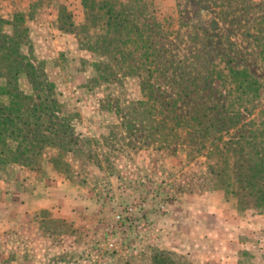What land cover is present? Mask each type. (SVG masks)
<instances>
[{"label": "rangeland", "instance_id": "rangeland-1", "mask_svg": "<svg viewBox=\"0 0 264 264\" xmlns=\"http://www.w3.org/2000/svg\"><path fill=\"white\" fill-rule=\"evenodd\" d=\"M202 108L225 142L264 122V0H0V168L88 202L23 264H264V214L214 187Z\"/></svg>", "mask_w": 264, "mask_h": 264}, {"label": "crops", "instance_id": "crops-1", "mask_svg": "<svg viewBox=\"0 0 264 264\" xmlns=\"http://www.w3.org/2000/svg\"><path fill=\"white\" fill-rule=\"evenodd\" d=\"M87 203L64 180L32 168H0V264L29 263L31 256L46 254L52 222L77 228Z\"/></svg>", "mask_w": 264, "mask_h": 264}, {"label": "trees", "instance_id": "trees-1", "mask_svg": "<svg viewBox=\"0 0 264 264\" xmlns=\"http://www.w3.org/2000/svg\"><path fill=\"white\" fill-rule=\"evenodd\" d=\"M13 63L19 64L16 61ZM225 77L242 96L249 95V92L256 95L259 91V87L256 88L257 82L243 70L228 67ZM32 81L38 83L34 78ZM10 97L11 105L16 96ZM175 102L177 100H172L171 104ZM238 115L240 116H233ZM189 119L197 126L202 137L209 140L208 155L217 166L214 187L222 191L227 199L234 198L241 210L252 209L257 214H264V122L255 124L256 121L252 120L249 124H243L238 130L240 133L237 141L231 143L216 137L219 125L209 108L196 109ZM203 119L206 121L202 122ZM7 120V117L0 119V139H4L7 133ZM240 121L242 120L239 118L237 123H241ZM12 134L13 131H10L8 135ZM234 146L240 148L242 153V156L235 159V164L232 158ZM161 259L154 256V264L168 261Z\"/></svg>", "mask_w": 264, "mask_h": 264}, {"label": "built area", "instance_id": "built-area-1", "mask_svg": "<svg viewBox=\"0 0 264 264\" xmlns=\"http://www.w3.org/2000/svg\"><path fill=\"white\" fill-rule=\"evenodd\" d=\"M113 218H114V221L117 223L122 222V217L120 214H114Z\"/></svg>", "mask_w": 264, "mask_h": 264}]
</instances>
